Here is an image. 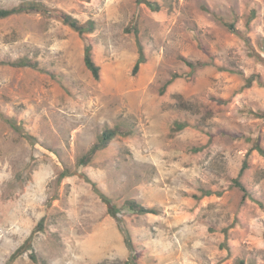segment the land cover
<instances>
[{"label":"rangeland","instance_id":"374dc122","mask_svg":"<svg viewBox=\"0 0 264 264\" xmlns=\"http://www.w3.org/2000/svg\"><path fill=\"white\" fill-rule=\"evenodd\" d=\"M147 1L160 10L0 0L95 22L86 41L54 16L0 19V264H134L126 232L136 264H264V157L252 149H264V87L246 86L253 75L264 83V0ZM23 58L35 66L4 64ZM189 62L208 65L191 74ZM116 127L133 133L81 165ZM245 161L249 196L234 185ZM88 180L122 209L121 224ZM127 201L160 214L131 213ZM31 236L36 259L26 248L11 261Z\"/></svg>","mask_w":264,"mask_h":264},{"label":"trees","instance_id":"16d2710c","mask_svg":"<svg viewBox=\"0 0 264 264\" xmlns=\"http://www.w3.org/2000/svg\"><path fill=\"white\" fill-rule=\"evenodd\" d=\"M140 3H145L147 4V6L149 8H151L153 11H159L160 10V6L156 3L153 2H149L147 0H138ZM42 13L45 15H50V16H54L56 18H58L59 20H61L65 25L69 26L71 29H73L75 32H77L80 36L84 37L87 41V37L86 35L91 34L95 31V22L93 21H89L86 22L85 24H81L77 19L73 18L71 15H68L64 12L61 11H56V10H52L50 8H47L45 6H43L40 3H24L18 7L12 8V9H0V19H6L9 17H12L14 15H20V14H28V13ZM229 27V29L232 31V33L237 34L239 37L244 38V35L239 32L238 30H236L235 26L232 25H227ZM129 31V30H128ZM135 33L137 35V43H138V47H139V60L137 61L135 67H134V72L136 73L139 68L140 65L142 63H144L145 61V57H144V52H143V47L138 39V30H135ZM247 42L249 41L247 38L245 39ZM84 62L86 67L91 71L92 75L94 76L95 79H99L100 77V67L94 62L93 58H92V46L87 42L86 44V48H85V56H84ZM5 65H9L12 67H34L35 64H33L30 60L23 58V59H19L15 62L12 63H4ZM187 65L190 67L191 69V74L196 71L199 68L205 67L208 64L204 63V64H193V63H187ZM182 76L179 75H174L171 80H169L165 86H164V91L165 89L172 84L176 79L181 78ZM254 83L259 84L260 86L264 87V83L260 80L259 76L253 75L251 76L249 79H247V87H251ZM261 117H264L263 114H258ZM8 123L17 131L22 133L23 135H25L26 137L30 136L24 132L23 128L21 125H17L14 121L12 120H8ZM187 127V124L184 123H177L176 124V128L178 130H183ZM133 133L132 130H126L124 131L123 129L121 130L120 127H116L113 130H106L105 132L102 133V135L98 138L97 142L94 144V146L89 150V152H87L80 160V164L81 165H88L93 157L96 155L97 152L105 149L110 142L117 136H131ZM32 139V138H30ZM253 150H256L260 155H262L264 157V149L260 146L259 143H256L255 146L252 148ZM248 168V162L245 161L242 169L238 175V177L234 180V185L236 187H238L241 191L244 192V196H249L248 195V190L245 188V186L242 184V182L240 181V178L242 177V175L244 174V172L247 170ZM70 174L68 171H64L61 174V178H65L68 177ZM92 186L94 191L100 196V198L102 199L103 202H105L108 205V212L109 214L115 218L120 224L122 223L121 219L122 216L119 214L121 212L122 209L118 208V205L113 203V200L111 198H109L107 195L103 194L99 188L97 187V185L95 183H93L92 181L88 180ZM205 195H211L212 192H204ZM124 210L129 211L131 213L134 214H139V215H159L160 211L155 209V208H147L144 207L142 205H140L139 203H137L136 201H127L124 205ZM228 230H225V233H227ZM32 240V236L29 238V240H27V242L20 248L18 249L13 256L11 257V261H14L20 254H22L24 252V250L27 248L29 251H31V258L33 260H35V255L33 252V248L32 246H28V242H30ZM126 245L128 247V249L130 250L132 256H131V260L134 264H136V255H135V248L134 245L132 243L131 237L130 235L126 232ZM27 245V246H26ZM225 248H227V246H224ZM130 264V263H129Z\"/></svg>","mask_w":264,"mask_h":264}]
</instances>
